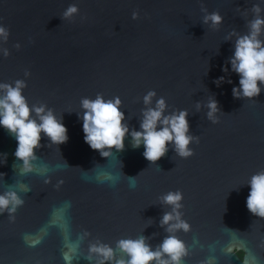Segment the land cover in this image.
I'll return each mask as SVG.
<instances>
[{"label":"water","instance_id":"95a60500","mask_svg":"<svg viewBox=\"0 0 264 264\" xmlns=\"http://www.w3.org/2000/svg\"><path fill=\"white\" fill-rule=\"evenodd\" d=\"M72 4L77 13L63 17ZM253 5L264 16V0H0V25L8 29L0 38V82L24 81L29 105L43 103L62 116L68 135L57 146L42 134L35 151L47 173L21 175L16 140L0 127V192L17 183L29 189L18 193L23 204L14 219L0 213V264H66L77 241L71 264H90V242L115 246L143 234L155 247L166 235L159 197L177 189L190 224L175 233L189 249L183 264H264V217L245 205V183L264 170V87L256 97L233 98L238 74L221 71L230 69L235 35L224 39L248 31ZM202 9L218 12L221 23L203 24ZM219 76L225 80L217 86ZM149 90L169 110L189 112L198 137L192 155L179 157L169 145L150 162L143 145L132 148L126 137L123 150L102 157L85 143L81 98L118 96L129 127L139 128ZM211 95L222 110L215 123L203 107ZM128 175H135L134 187ZM239 244L242 259L234 251Z\"/></svg>","mask_w":264,"mask_h":264},{"label":"clouds","instance_id":"9594fccd","mask_svg":"<svg viewBox=\"0 0 264 264\" xmlns=\"http://www.w3.org/2000/svg\"><path fill=\"white\" fill-rule=\"evenodd\" d=\"M205 12L202 23L217 26L222 21L218 12ZM75 4L69 5L63 13L68 18L77 13ZM253 18L248 21V31L244 34H230L224 40H233L232 55L228 57L230 69L221 66L222 72L229 70L238 74V85H233V98H253L259 95L264 87V16L259 15L261 9L253 5ZM136 13H133L135 18ZM8 29L0 25V38L7 39ZM19 47V45H16ZM4 55H8L7 49ZM27 75V72L25 73ZM225 80L224 76L214 79L219 84ZM228 83H231L229 78ZM24 81L15 80L12 83L0 82V127L16 140L13 155L19 161V167H13L21 175L37 172L44 175L48 171L47 165L37 163L36 149L41 147V138L47 137V142L55 145L68 140L67 127L62 116L57 117L54 111L41 103L31 104L22 95ZM121 99L116 96L105 99L101 94L95 98H81V111L77 118L82 121L83 140L91 149L99 151L102 157L115 155L113 148L121 151L125 147V139L129 138L132 148L143 145L142 155L150 162L157 161L163 156L171 145L179 157L186 158L193 154L190 142L198 143V137L189 129L187 119L189 112L186 109H172L167 105L163 96H156L154 90H149L143 96L139 128H130L125 111L121 108ZM197 101V110L201 108ZM207 109L206 116L213 123L218 117L216 113L222 111L218 101L213 95L203 105ZM122 164V162H121ZM134 176H129L130 186H135ZM110 180L119 179L116 175L106 177ZM47 182V181H45ZM249 192L245 199L246 208L258 217H264V170L253 173L247 182ZM29 189L23 183L10 185L5 191L0 192V213L7 211L9 219H14L11 214L23 204V199L18 193L27 192ZM182 192L180 190L168 191L159 197V203L166 210L159 219V225L166 235L153 247L147 242L143 234L136 238H121L111 246L104 242H90L87 255L84 259L90 264H183V257L188 255V247L175 233L178 230L187 232L190 224L182 219ZM167 206V207H165ZM26 242L28 238L25 237ZM231 245L229 246L230 250ZM79 241L69 245V253L65 254L66 264H71L74 255H78ZM210 264V260L202 262Z\"/></svg>","mask_w":264,"mask_h":264},{"label":"flooded vegetation","instance_id":"af4514ba","mask_svg":"<svg viewBox=\"0 0 264 264\" xmlns=\"http://www.w3.org/2000/svg\"><path fill=\"white\" fill-rule=\"evenodd\" d=\"M239 245H240V244H239ZM234 251H235L236 255H237L240 259H242L243 251H242V247H241V245H240V246L235 245V247H234ZM183 258H186V257H183Z\"/></svg>","mask_w":264,"mask_h":264}]
</instances>
